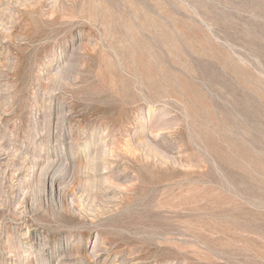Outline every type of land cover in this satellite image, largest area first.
<instances>
[{
  "label": "rangeland",
  "instance_id": "obj_1",
  "mask_svg": "<svg viewBox=\"0 0 264 264\" xmlns=\"http://www.w3.org/2000/svg\"><path fill=\"white\" fill-rule=\"evenodd\" d=\"M0 264H264V0H0Z\"/></svg>",
  "mask_w": 264,
  "mask_h": 264
}]
</instances>
